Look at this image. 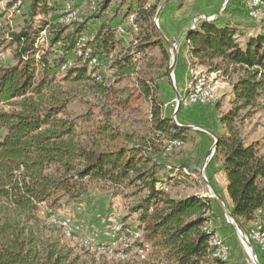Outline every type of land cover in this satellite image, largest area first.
Here are the masks:
<instances>
[{
    "label": "trees",
    "instance_id": "1",
    "mask_svg": "<svg viewBox=\"0 0 264 264\" xmlns=\"http://www.w3.org/2000/svg\"><path fill=\"white\" fill-rule=\"evenodd\" d=\"M59 1L28 0L22 28L8 33L7 47L14 46L15 65L0 66V105L11 107L7 112L0 109V129L5 131L0 139V264H227L211 257L209 239L216 232H207L209 215L215 211L212 201L166 194L170 183H182L178 181L192 171L187 166L171 167L157 157L158 146L151 141L181 146L188 135L161 117L156 101L150 109L149 147L146 140L137 144L126 139L110 148L86 149L67 115L70 97L62 85L84 80L90 71L93 87L104 92L101 76L95 74L102 63H107L111 77L123 78L136 72L145 49L153 47L167 63L165 43L153 22L157 0L153 4L119 0L128 1L125 16H134L137 27L126 46L116 38V28L98 23L111 0H96V13L73 25L59 21ZM43 31L49 50L59 53L55 59L36 43ZM129 35L134 34L126 30L122 38ZM241 36L232 27L201 21L186 34L183 48L195 65L231 86L230 109L220 117L226 133L216 135L214 158H219L226 180L230 204L221 197L224 206L248 236L249 222L258 218L264 224V154L257 143L244 142L237 125L240 111L261 106L264 34L247 38L243 46ZM81 37L86 40L77 54ZM118 45L121 52L114 57ZM67 63L71 65L62 70ZM140 85L143 94L151 96L150 87ZM106 131L101 128L98 134ZM172 147L176 146H168ZM91 183L121 188L129 201L127 216H138L139 237L122 251H112L109 244H80L77 234L67 238L51 221L62 201L78 202ZM209 186L218 194L211 182Z\"/></svg>",
    "mask_w": 264,
    "mask_h": 264
},
{
    "label": "rangeland",
    "instance_id": "2",
    "mask_svg": "<svg viewBox=\"0 0 264 264\" xmlns=\"http://www.w3.org/2000/svg\"><path fill=\"white\" fill-rule=\"evenodd\" d=\"M154 1L155 0H151L150 3ZM11 2H13V0H5L0 3V42H3L0 45V64H11L13 62L11 53L7 51L8 33L13 31V33H16L22 28L23 19L28 9L26 1L18 0L12 7L10 6ZM98 3L99 2L96 1L95 8L98 7ZM90 4L88 0H61L57 4L59 9L58 13L62 15L66 5L73 8L77 12V20L67 24L73 25L87 18L90 14L96 13L95 8L93 9ZM228 4L229 1H227L225 6L222 7L223 11ZM114 7H112L111 11H113ZM111 18L112 13L109 12L106 19L109 21L108 19ZM36 20L37 19H35V21ZM211 21L214 20H209V22ZM257 24L258 23H256V25ZM257 27H260V31L263 32L264 21L260 22ZM124 37H126V35ZM244 42L245 40H240L242 46L244 45ZM171 45L173 49V44ZM42 49L53 55L51 59H55L59 56V53H56V48L54 52L49 50L48 41L42 46ZM170 62L172 63V60H169L167 65L168 68L164 73L158 72V69L155 68L154 72H152L153 74L143 75V73L140 72L128 78L119 80L118 83L111 79V74L106 70L107 63H102L101 68L95 73L96 75L100 74L101 80L98 79L102 82L101 85H103V89H106L102 93L97 92L93 87L94 81L90 77V71L87 73L88 78L84 80L69 81V83L63 84L62 87L68 91L70 97V102L66 106L67 115L75 123L76 134L79 133L80 135L78 136L80 143L86 149L98 148V150H100L122 144L126 139L137 144L146 140L149 142H147L148 147L151 142L158 146L157 148L155 146V151L157 150L159 156L166 160V165L173 167L172 163L184 159V157H180L186 153V147H188L189 144H192L190 146V148H192L194 145L193 139L188 141L190 143L186 145L183 144L172 148H168L169 145H167V142H160V144H157L155 141L150 142L152 139L150 135L152 124L150 114L151 105L156 101V104L160 107L161 114L163 116H171V114L175 112L177 102L185 95L184 91L190 81L188 71L189 69H193L202 74L211 87L215 86L213 89L216 98H214L213 101L206 103V105L211 107V109H215L216 116L219 117L225 115L230 109L229 100L226 99L229 95L227 94L229 86L225 85L226 82L223 81L218 74L211 73V75L210 73H207L206 70L204 73L199 72L200 69L190 65L184 76L188 81L184 85L181 94V91L178 89V87L180 88V85L176 83L172 71L170 72ZM145 68L147 69V66ZM145 68H142L144 73ZM158 74L162 75V77L165 75V77H163L161 81H158L160 78ZM142 79L150 81L148 87H150L154 95L149 101L143 98L140 94L136 95L141 91L139 88V80ZM170 81L171 83H169ZM215 81L217 83H215ZM160 82H162V84ZM154 86H158L160 92H155ZM160 86H162V89ZM163 86L165 87L164 90L167 92L166 94H168L167 98H164L166 95ZM168 88L170 90H168ZM175 94L177 95V99L174 96ZM180 95L182 96L180 97ZM187 106L190 107V105ZM0 109L7 112L10 111L11 107L0 105ZM216 119L218 120V118ZM239 119L240 124L237 125V127L244 142L248 144L249 141H255L259 147V151H264V109L257 103L254 107L240 111ZM171 120L174 124L179 123L178 119L173 118ZM218 125H216V129H220L221 126ZM101 128L107 129L105 134H98ZM90 133L93 138L91 140L88 139ZM4 134L5 131L0 129V139ZM109 135H112V137ZM213 143L214 139L209 140L204 149L197 154L199 155L200 162L203 160L201 170L199 169L200 173H196L194 178L179 180L178 182H182L180 184L170 183L166 194L175 199L191 196L210 199L217 209L213 214L209 215L210 220L208 222L207 230H215L214 224L220 223L221 225H227L230 227L233 234L238 237L235 228L226 218L223 201V205L219 203L213 194V189L209 186L213 175L208 174V171H210L208 168L214 173V170L216 169L215 164L219 161V158H214V150L212 149ZM187 155L191 156L189 154ZM199 166L200 163L198 167ZM214 182L216 187L219 188L217 182L215 180ZM215 185L213 187L217 190ZM211 189L213 192H211ZM219 191L218 194H216L221 198L222 193L220 188ZM121 193H123L121 188L111 189L110 186H107L106 184L91 183L87 186L86 195H84L78 202L62 201L60 208L56 210V214L53 218L56 220L66 219V221H69L72 233L77 234L80 244L85 245L84 242L80 241L91 243V245L94 246L97 244H111L110 249L112 251H116L115 249H117V251H122L124 247H128L132 241H135V235H139V233L137 230L138 216L137 214L127 216L129 201L124 199ZM223 194L227 198L224 189ZM118 225H120L119 231H121L122 225L124 227L125 231H121V234L118 233L119 231H115V228ZM215 234L220 241V235L217 232H215ZM250 234L249 231L248 236L245 237L252 249L256 251V246L253 244ZM257 255L256 259L258 264H262L260 254ZM249 263L253 264V261L249 260L248 264Z\"/></svg>",
    "mask_w": 264,
    "mask_h": 264
},
{
    "label": "crops",
    "instance_id": "3",
    "mask_svg": "<svg viewBox=\"0 0 264 264\" xmlns=\"http://www.w3.org/2000/svg\"><path fill=\"white\" fill-rule=\"evenodd\" d=\"M5 0H0V3ZM18 1V0H17ZM26 1L28 5V0ZM156 1V0H155ZM154 1V2H155ZM229 1L228 6L223 11L222 7L224 4ZM152 2L151 4H153ZM25 4V3H24ZM114 7L113 11H111L112 7ZM116 4V5H114ZM155 5L157 6L155 15L157 16V23L158 27H156V32L161 37V39L164 41V49L168 56L167 63L162 61V55L157 47L153 48H147L145 49V58L139 61V64L137 66L136 72L132 73L128 76H125L123 78L120 77H112L111 79L115 80L117 83L119 80L128 78L134 74L142 72L143 75L145 74H153L154 69H158V72H166L167 65L169 60H172V63L170 62V72L172 71L173 77L175 78V81L177 84L180 85V88L178 89L181 91V94L183 92L184 85L188 81L186 79L185 73L188 71L189 66L195 65V61L188 55L187 49L183 48V39L186 36V34L189 32V30L192 27L193 19L199 15H204L206 17H214V21L218 26H229L235 29L237 32H239L242 36L239 39L240 40H246L249 37H255L259 34H262L263 32L260 31V27H257V24L249 20L245 14L243 4L241 0H157ZM129 9L128 1L120 2L119 0H111L108 9L105 11L103 18L98 22L99 24L105 23L106 25H109L112 28H116L115 36L117 39H122L124 41V46H126L129 40H133V37L136 36L137 32H134L128 25V17L125 16L126 11ZM112 13V18L108 19L107 21V14ZM155 18V16H154ZM118 28H123L124 33L125 31H129L130 33L134 35H129L128 38H122V35L119 33ZM14 32V31H13ZM8 43V42H7ZM171 44H178L176 50L172 49ZM122 45H118L116 50H114L113 55L114 57H117L118 54L121 52ZM7 51L11 53L12 56V63H6V64H0V66H13L15 65V59H14V46L7 47ZM180 52V53H179ZM183 53V54H182ZM147 66V69L145 68ZM149 67V68H148ZM197 69H200L199 72H205L206 68L203 66L195 65ZM145 68V73L143 72V69ZM108 73L111 74V72L108 71ZM160 77L158 81H161L163 77L162 75L158 74ZM167 76V74H166ZM157 81V83H158ZM140 84H146L149 85L150 81L146 79L139 80ZM153 83V81H152ZM162 84V82H160ZM171 83V81L169 82ZM215 83H217L215 81ZM227 86H229V91L227 94H229L226 99L229 100L232 97V90L231 86L228 82H226ZM141 86V85H140ZM162 89V86H160ZM215 86H213L214 88ZM155 92H160V89H158V86H154ZM163 86V90H164ZM141 90V89H140ZM168 90H170L168 88ZM165 91V90H164ZM151 96H153V92L151 91ZM165 91L164 98H167ZM140 94L143 98L146 100H150L151 96H146L143 94L142 91L137 93L136 95ZM161 96V95H160ZM177 99V95H174ZM182 95H180L181 97ZM171 98V97H170ZM160 115L162 118H169L171 119H178L179 123L177 126L176 124L171 122L182 129L187 130V141L184 143V145L190 143L188 141L192 140L194 141V145L192 148L190 146L192 144H189L188 147H186V153L181 156L180 158L184 157V159H181V161H175L172 163V166L178 167V166H187L190 171H192V174L187 177L188 178H194L196 173H200L199 169L201 170V166L203 165V160L200 162L199 160V152L202 151L207 144V142L211 139H214L213 137L216 135H222L225 134V129L220 123V117H217L215 109H211V107H208L207 105H192L188 107H178L175 112L171 114V116H163L160 111ZM218 118V120L216 119ZM217 120V121H216ZM220 125V129H216V125ZM218 125V126H219ZM192 127H197L200 129V131H195L192 129ZM222 128V129H221ZM195 139V140H194ZM255 141H249L248 144L254 143ZM187 154L191 155L188 156ZM261 154H264V151H261ZM195 157H194V156ZM197 155V156H196ZM161 162L167 164L166 160L161 157L157 156ZM179 158V159H180ZM177 160V159H176ZM200 163V168L198 167ZM220 160L217 164H215L216 169L214 170V173L211 172V169L208 168L209 173L212 174L211 182L215 185L214 180L217 182L219 188L221 189L222 197L224 199V202L229 205V199L225 197L223 194L226 193V180L223 172L220 171ZM212 184V185H213ZM213 185V186H214ZM216 187V185H215ZM217 188V187H216ZM219 188H217V192L219 191ZM220 192V191H219ZM227 196V194H226ZM216 210L217 208L214 207ZM214 213V212H213ZM226 222V221H225ZM215 231L220 235V237L223 239L225 245L228 248L227 253V264H248L250 257L249 254L246 252L245 248L241 244V241L239 237H236L233 234L232 229L228 227L227 225H221L220 223L214 224ZM247 228L250 232L257 228H264V224L257 218L252 222H249L247 224ZM254 251V250H253ZM256 251L258 254H260L258 248L256 247ZM255 252V251H254ZM250 264V263H249Z\"/></svg>",
    "mask_w": 264,
    "mask_h": 264
},
{
    "label": "built area",
    "instance_id": "4",
    "mask_svg": "<svg viewBox=\"0 0 264 264\" xmlns=\"http://www.w3.org/2000/svg\"><path fill=\"white\" fill-rule=\"evenodd\" d=\"M149 1L150 0H147V3ZM241 1L243 4L245 14L249 20L253 21L254 23H258V24L260 22L264 21V1H262V0H241ZM225 4H224V6H225ZM95 5H96V3L94 0V6ZM68 11H75V10L73 8H71L69 5H66L65 15H61V17L59 19V21L61 23H64L66 25H67ZM206 20H214V17L213 16L212 17H206L204 15H199L193 19L191 28H194V25H197L199 22L206 21ZM127 23L129 25V27L135 32V27L131 24V16L128 17ZM155 23H156V27H158L157 20H155ZM118 29H121V34H124L123 28H118ZM263 34H264V31H263ZM42 36H43V45H45V43L47 42V38H46L47 35H46L45 31H43ZM85 40L86 39L84 37H81L79 39L78 45L84 46ZM177 45L178 44H173L174 50L177 48ZM77 54H80V53H77ZM70 65H71V63H67L66 65H64L62 67V70H64L65 68H67ZM198 78H199V87H192L191 91H184L185 95L177 102V104H179V106L188 107V106H183V98H190V106H192V105H206V101L211 100V98H216L214 95V89H213V87L210 86L209 82L204 81L202 79V77H200V74H198ZM261 101H264V89H263ZM192 129L195 131H200V129H198L197 127H192ZM168 145L172 146V145H180V144L170 142V143H168ZM51 221L57 227L64 229V231L67 233V235L70 236L71 227L68 223H66V219H61V220L57 219L56 220V219L52 218ZM122 227H123V225H122ZM119 230H120V225H118L115 228V231L118 232ZM121 231H122V229H121ZM121 231H119L118 233L121 234ZM212 231H215V230H207V232H212ZM138 237H139L138 234L135 235V239ZM251 240H252L253 244L258 248V250L260 252V256L262 258V264H264V231L261 228L255 229L254 230V236H253V238H251ZM80 242H84L85 245H88V243L85 241H80ZM109 245L111 246V244H109ZM124 249H126V247H124ZM219 250H226V257H227L228 248L225 245L222 238L220 241H216V243H215V250L213 251V257L216 256L217 254H219ZM246 252H247V250H246ZM249 257H250V255H249ZM255 258H256V255H255ZM250 259H251V257H250Z\"/></svg>",
    "mask_w": 264,
    "mask_h": 264
},
{
    "label": "bare ground",
    "instance_id": "5",
    "mask_svg": "<svg viewBox=\"0 0 264 264\" xmlns=\"http://www.w3.org/2000/svg\"><path fill=\"white\" fill-rule=\"evenodd\" d=\"M89 1V4L90 5H92V7H93V9H94V0H88ZM151 1V0H150ZM149 1V2H150ZM262 1H264V0H262ZM16 2H17V0H16ZM95 3H96V0H95ZM14 7H16V6H14ZM62 15H65V9H64V11H63V14ZM75 20H77V12L76 11H68V15H67V24L68 23H70V22H72V21H74L75 22ZM207 22H209V20H206ZM154 26L156 27V23H155V19H154ZM131 24L135 27V32L137 31V27H136V25H135V23H134V16H132L131 15ZM194 28H195V25H194ZM191 30H193V29H191ZM42 33L43 32H41L40 33V35L38 36V38H37V40H36V43H37V45L39 46V47H41V46H43V36H42ZM119 33H121V29H119ZM81 47H83L82 45H77V53H80L79 51H80V48ZM174 50V49H173ZM93 63H95V61H92L90 64L92 65ZM197 64V63H196ZM195 66V65H194ZM197 66V65H196ZM191 68V67H190ZM189 77H190V81H189V83H188V85L186 86L187 88L185 89V91H191L192 90V87H199V78H198V74H200V73H198L197 71H195V70H193V69H189ZM212 75V74H211ZM200 77H202V79L204 80V81H206V79L202 76V74H200ZM263 79H264V75H263ZM213 99L214 98H211V100H208V101H206V103H208V102H211V101H213ZM187 105H190V98H184L183 99V106H187ZM261 107L264 109V101H261ZM177 126H179L180 127V125H178V124H176ZM175 146H177V145H175ZM183 173H186V171L185 170H183ZM66 223H68L69 224V221H66ZM63 231H64V229H63ZM65 232V231H64ZM71 233H72V230L70 229V235H71ZM251 234H250V237L251 238H253V236H254V230L252 231V232H250ZM65 235H66V237L67 238H69L70 236L69 235H67V233L65 232ZM216 241H219L218 240V237H217V235L214 233L211 237H210V239H209V246H210V248L212 249V255H211V257L213 258V259H217V260H219V261H221V262H224V263H226V260H227V257H226V250H219V254H217L216 256H214L213 257V251L215 250V243H216ZM241 241V243H242V245L244 246V244H243V242H242V240H240ZM251 260V259H250Z\"/></svg>",
    "mask_w": 264,
    "mask_h": 264
},
{
    "label": "water",
    "instance_id": "6",
    "mask_svg": "<svg viewBox=\"0 0 264 264\" xmlns=\"http://www.w3.org/2000/svg\"><path fill=\"white\" fill-rule=\"evenodd\" d=\"M155 19H157V16H156V15H155ZM189 31H191V29H190ZM178 98H179V97H178ZM178 107H179V104H177V106H176V110L178 109ZM213 138H214V143H213V148H212V149L214 150V149H215V146H216L217 138H216L215 136H214ZM211 192H213L212 189H211ZM213 194L215 195V197L217 198V200L219 201V203H221V204L223 205V203H222V199H221L220 197H218L217 194H216L215 192H213ZM224 209H225L224 212H225L226 218L228 219V221H229V222L233 225V227L235 228V230H236V232H237V234H238L239 239L242 240L245 249L247 250L248 254H249L250 257H251V259H252V261H253V264H258V261H257V259L255 258V253H254V251H253L251 245L248 243V241H247L245 235L241 232V230L239 229V227L235 224V222L233 221V219H232L230 213L228 212V210H227L226 208H224Z\"/></svg>",
    "mask_w": 264,
    "mask_h": 264
}]
</instances>
